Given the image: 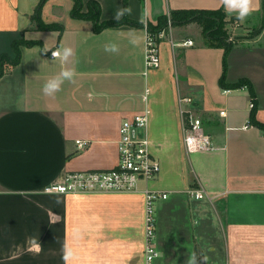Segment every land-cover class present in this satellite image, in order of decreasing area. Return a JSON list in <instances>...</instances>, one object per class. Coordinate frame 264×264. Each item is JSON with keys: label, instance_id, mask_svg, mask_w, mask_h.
<instances>
[{"label": "crops", "instance_id": "1", "mask_svg": "<svg viewBox=\"0 0 264 264\" xmlns=\"http://www.w3.org/2000/svg\"><path fill=\"white\" fill-rule=\"evenodd\" d=\"M39 1L0 0V54L13 59L14 40H34L18 45V61L5 59L0 75V264H144L146 189L168 192L153 204V264L193 257L195 264H264V128L256 124H264L263 0H252L256 10L238 20L257 32L226 53L201 38L199 24L168 21L159 65L149 69L148 24L176 9L224 10L223 0H94L99 21L127 5L126 16L139 23L100 30L70 15L73 0H46L40 19L61 28L43 29L34 17ZM81 1L85 11L89 0ZM184 39L193 44L176 45ZM109 42L119 50L105 51ZM64 47L73 49L68 61L51 55ZM64 67L74 69L73 79L45 94L44 83ZM240 79L248 85L231 87ZM184 95L194 99L210 149L185 150ZM141 110L160 164L155 176L135 192L44 191L68 172L114 168L119 124ZM196 189L203 197L191 194Z\"/></svg>", "mask_w": 264, "mask_h": 264}, {"label": "built area", "instance_id": "2", "mask_svg": "<svg viewBox=\"0 0 264 264\" xmlns=\"http://www.w3.org/2000/svg\"><path fill=\"white\" fill-rule=\"evenodd\" d=\"M162 30L146 31L144 65L153 68L159 65V39ZM193 44L191 39H184L177 46L187 47ZM57 51V50H53ZM51 51V55L52 52ZM191 96H179V112L183 122V142L186 152L210 149L211 137L204 132L201 118L194 109ZM220 115L224 111L219 112ZM148 110L135 112L132 117L123 119L118 128L116 166L109 170L73 171L64 175L61 181L48 184L44 191L48 193H112L135 192L138 182L149 180L160 170L159 161L152 155L147 135ZM244 127H247L246 125ZM77 146H85L84 140H77ZM144 214V264H153L158 252L154 244L155 218L153 204L156 199L166 198L168 192L146 189ZM191 194L197 198L204 195L196 189Z\"/></svg>", "mask_w": 264, "mask_h": 264}, {"label": "trees", "instance_id": "3", "mask_svg": "<svg viewBox=\"0 0 264 264\" xmlns=\"http://www.w3.org/2000/svg\"><path fill=\"white\" fill-rule=\"evenodd\" d=\"M46 0H40L38 4L35 7L34 10V17L39 25V27L43 29H53V28H61L60 25H56L53 23H43L42 20L40 19V9L43 3ZM86 10L83 11V5L81 0H73V5L70 9V15L74 18H84V19H89L92 20L94 23V29L95 30H100L101 28L108 27V26H114V25H120L123 23L127 24H135L139 25L138 22L131 20L128 18L126 15L122 18L120 22H117L116 20H105V21H99V11H100V6L99 4L94 1V0H89L86 3ZM263 8H264V0H263ZM226 12L222 10L221 8L219 9H176L171 11L170 13V18L168 19L167 16L163 15L160 16L157 23L155 25H147V28L151 32H157L160 31L162 28H164L170 21L171 23H186V22H191V21H198L199 26L201 27L202 32L206 34V39L209 44L212 45H223L224 47V52L226 53L228 49L231 47L232 42H229L226 40V35H225V29L224 25L226 22L224 21V18L226 16ZM231 18L236 19L234 15H231ZM257 30L255 31V33ZM20 43L24 44H32L34 43V40H14L13 41V48L15 49L16 55L13 59L8 58V56L4 53L0 54V75L3 72V63L6 59L8 63L14 64L18 61L19 59V49L18 45ZM223 67L225 69V62L223 61ZM224 82V74L221 75L220 78V83L222 84ZM248 85V82H245L244 79H240L235 83L230 84L231 87H239L242 85ZM249 91L254 98V93L252 90L251 85L249 84ZM255 111V104H254V99H253V104H252V109L251 113L252 116L254 115ZM257 125L260 127L264 128V124L257 122Z\"/></svg>", "mask_w": 264, "mask_h": 264}, {"label": "clouds", "instance_id": "4", "mask_svg": "<svg viewBox=\"0 0 264 264\" xmlns=\"http://www.w3.org/2000/svg\"><path fill=\"white\" fill-rule=\"evenodd\" d=\"M223 8L225 12L229 15H235L237 20L243 21L248 17L256 8L253 5L252 0H223ZM132 8L130 6H122L115 10L113 19L117 22H120L122 18L131 14ZM141 23H146L143 18H141ZM132 44L137 43L135 36H132L130 39ZM119 46L115 42H109L105 44V51L108 52H117ZM53 56H59L62 62H66L73 55V49L71 47H64L62 51H53ZM74 69L71 68H62L60 73L50 79H48L43 85V92L48 95H52L58 92L61 88L62 83L65 80H71L74 77ZM189 264H195V258L189 261Z\"/></svg>", "mask_w": 264, "mask_h": 264}, {"label": "rangeland", "instance_id": "5", "mask_svg": "<svg viewBox=\"0 0 264 264\" xmlns=\"http://www.w3.org/2000/svg\"><path fill=\"white\" fill-rule=\"evenodd\" d=\"M86 9L87 8H85V10ZM62 11H64V8H62ZM167 18L169 19L170 16ZM224 21L226 22V24L224 25V29L226 30L225 31L226 40L229 42L241 40L244 37H247V36H245L247 34L253 35L258 28V27L257 28L255 27L254 30L245 32V29H246L245 26H243L241 23H238V20L231 18V15H229V14H227L225 16ZM193 22L198 24L197 20H195ZM201 33H202L201 38H202V35L204 36V38H206V34L204 32H202V30H201ZM23 39L29 40V39H25V38H23Z\"/></svg>", "mask_w": 264, "mask_h": 264}]
</instances>
